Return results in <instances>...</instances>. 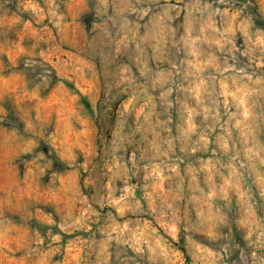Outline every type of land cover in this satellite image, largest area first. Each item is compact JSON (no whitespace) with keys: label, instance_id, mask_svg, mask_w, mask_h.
Wrapping results in <instances>:
<instances>
[{"label":"rangeland","instance_id":"374dc122","mask_svg":"<svg viewBox=\"0 0 264 264\" xmlns=\"http://www.w3.org/2000/svg\"><path fill=\"white\" fill-rule=\"evenodd\" d=\"M0 264H264V0H0Z\"/></svg>","mask_w":264,"mask_h":264},{"label":"crops","instance_id":"0c3cea01","mask_svg":"<svg viewBox=\"0 0 264 264\" xmlns=\"http://www.w3.org/2000/svg\"><path fill=\"white\" fill-rule=\"evenodd\" d=\"M159 132H161L160 130H159ZM169 132H172V129H169ZM189 132H190V130H189ZM188 135L189 134H187V135H184V137L180 140L181 141V148L183 149H185V147L186 146H188V145H190V146H192V145H194L195 144V142L196 141H198V140H192V141H190L189 139H188ZM199 143H200V141H198ZM174 146V145H173ZM172 146V147H173ZM184 149H183V151H184Z\"/></svg>","mask_w":264,"mask_h":264}]
</instances>
